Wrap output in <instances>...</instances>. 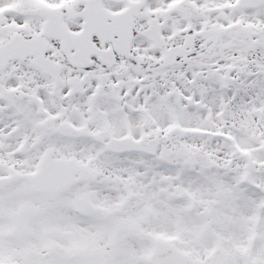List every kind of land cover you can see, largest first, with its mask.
Instances as JSON below:
<instances>
[{"label": "snow or ice", "instance_id": "snow-or-ice-1", "mask_svg": "<svg viewBox=\"0 0 264 264\" xmlns=\"http://www.w3.org/2000/svg\"><path fill=\"white\" fill-rule=\"evenodd\" d=\"M0 264H264V0H0Z\"/></svg>", "mask_w": 264, "mask_h": 264}]
</instances>
